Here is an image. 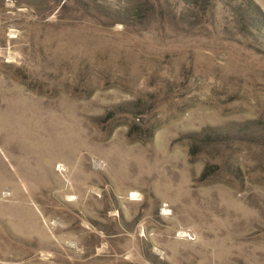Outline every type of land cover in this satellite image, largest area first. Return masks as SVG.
I'll return each mask as SVG.
<instances>
[{"label": "rangeland", "instance_id": "rangeland-1", "mask_svg": "<svg viewBox=\"0 0 264 264\" xmlns=\"http://www.w3.org/2000/svg\"><path fill=\"white\" fill-rule=\"evenodd\" d=\"M0 264H264V0H0Z\"/></svg>", "mask_w": 264, "mask_h": 264}]
</instances>
